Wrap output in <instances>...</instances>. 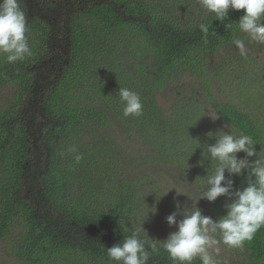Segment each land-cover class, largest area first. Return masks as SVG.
I'll return each instance as SVG.
<instances>
[{
    "label": "trees",
    "instance_id": "16d2710c",
    "mask_svg": "<svg viewBox=\"0 0 264 264\" xmlns=\"http://www.w3.org/2000/svg\"><path fill=\"white\" fill-rule=\"evenodd\" d=\"M193 1L20 0L33 54L14 64L0 54V91L10 94L0 107V240L21 264H116L107 249L124 236L136 230L149 240L134 226L146 189L114 171L113 155L83 143L111 117L122 118L125 130L144 141L152 162L183 173L197 165L201 184L206 169L211 173L216 166L198 148L199 142L215 143L209 132L229 131L228 124L264 145V119L221 98L208 75V68L216 77L223 69L210 65L222 48L235 45L236 38L249 43L238 27L244 12L230 9L223 21L207 10L185 15ZM200 23L208 25L207 34ZM257 47L264 45L252 42L249 50ZM241 62L244 82L256 76L264 91L260 63L249 54ZM179 78H195L194 93L176 97L165 111L157 96ZM120 87L140 95L142 116H123ZM225 176L235 189L247 186V172ZM229 203L219 197L202 214L217 220ZM238 250L240 258L229 264H264V228ZM148 251V264H173L163 248L158 254Z\"/></svg>",
    "mask_w": 264,
    "mask_h": 264
},
{
    "label": "clouds",
    "instance_id": "9594fccd",
    "mask_svg": "<svg viewBox=\"0 0 264 264\" xmlns=\"http://www.w3.org/2000/svg\"><path fill=\"white\" fill-rule=\"evenodd\" d=\"M198 3L219 21L228 17L230 9L243 10L238 23L240 32L247 36L249 42L264 45V0H198ZM198 27L202 33H208L207 24L200 23ZM29 32L20 0H0V54L8 63L14 64L32 56ZM233 43L241 54L246 53L244 39L236 38ZM118 96L124 117L143 115V104L137 92L120 87ZM224 128L229 131L208 133L210 139H215L214 144L199 142L198 148L203 149L204 160L214 161L216 166L211 173L206 169L207 188L195 201L194 207L182 208L177 203V211L167 216L168 225L177 230L163 241L155 238L145 241L139 237L138 231L133 230L131 235L124 236L120 243L107 249L109 260L116 264H148V248L157 254L163 248L173 264H193L197 259L201 264H221L217 259L221 244L231 249L243 248L245 242L252 241L256 233L264 228V145L243 132L237 134L231 125L225 124ZM257 144L261 145L260 151L256 149ZM239 153H244L245 158H238ZM253 157L256 159H249ZM75 159L81 160L82 155H76ZM226 171L234 177H243L247 172V186L235 189L234 180H226ZM173 189L177 195H186ZM219 197H227L231 203L225 206L226 215L217 220L203 215L196 206L199 199L215 202ZM178 216H183V219L178 220ZM142 229L145 231L143 225Z\"/></svg>",
    "mask_w": 264,
    "mask_h": 264
},
{
    "label": "rangeland",
    "instance_id": "374dc122",
    "mask_svg": "<svg viewBox=\"0 0 264 264\" xmlns=\"http://www.w3.org/2000/svg\"><path fill=\"white\" fill-rule=\"evenodd\" d=\"M186 7L188 8L184 11L185 15L191 11V13H196L194 16L206 12V9H203L197 0L188 3ZM192 7H195L194 10H196H192ZM163 9L164 7L159 5V10ZM167 13L173 12L170 9L167 10ZM246 46L245 54H249L252 60L258 61L259 67H262L264 71V47H257L251 51L249 49L252 48V42ZM243 55L235 45L224 47L216 53L210 59L211 68L218 70L221 65L224 67L222 70H218V77L212 73L214 70L210 71L208 68L211 85L221 89L215 91L221 98L236 100L238 104L246 107L247 112L255 110L257 115L264 119V91L261 81L258 77L253 76L251 80L244 82V79L238 74L242 62L246 61L244 58L241 62ZM196 81L195 78H179V81H174L173 86L162 91V94H158L159 104L167 111L169 106L173 105L176 97L183 95L191 97L194 93L193 84ZM9 95L7 91H0V107L3 106V102L9 99ZM121 121L124 120L116 116L111 117L108 122L104 121L101 126L95 127L86 135L83 143L88 144V148L93 147L102 155H113L116 166L114 171L120 174V177L139 181L141 190L146 189L143 190L145 194L141 195L140 205L137 208L134 220L135 228L150 238H167L170 233L177 230V228L168 225L167 216L177 211V203L182 208H193L195 201L207 188L206 178L203 179L205 184L197 182L199 172L197 165H190L188 172L183 173L177 166L152 162L149 147L144 144L142 139L133 136L134 133L125 130ZM173 188L190 196L191 199L186 195H177ZM208 202L206 199H199L196 206L203 210ZM177 219L181 220L183 216H178ZM142 225L146 232L143 231ZM219 247L220 252L217 259L222 263L229 264L230 260L241 256L238 249H231L223 244ZM0 264H21L18 259L11 256L8 242L4 240H0Z\"/></svg>",
    "mask_w": 264,
    "mask_h": 264
}]
</instances>
